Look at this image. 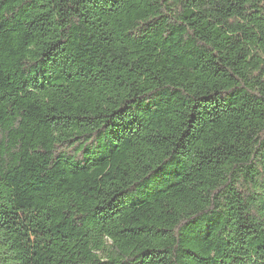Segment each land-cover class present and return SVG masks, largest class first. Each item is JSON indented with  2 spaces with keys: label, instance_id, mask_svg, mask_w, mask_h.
I'll use <instances>...</instances> for the list:
<instances>
[{
  "label": "trees",
  "instance_id": "1",
  "mask_svg": "<svg viewBox=\"0 0 264 264\" xmlns=\"http://www.w3.org/2000/svg\"><path fill=\"white\" fill-rule=\"evenodd\" d=\"M0 264H264V0H0Z\"/></svg>",
  "mask_w": 264,
  "mask_h": 264
},
{
  "label": "rangeland",
  "instance_id": "2",
  "mask_svg": "<svg viewBox=\"0 0 264 264\" xmlns=\"http://www.w3.org/2000/svg\"><path fill=\"white\" fill-rule=\"evenodd\" d=\"M161 178L162 175L160 173L159 175L153 177L149 182L143 184L135 194L127 196L126 203L129 204L145 199L149 194H152L163 185L162 183L156 185Z\"/></svg>",
  "mask_w": 264,
  "mask_h": 264
}]
</instances>
